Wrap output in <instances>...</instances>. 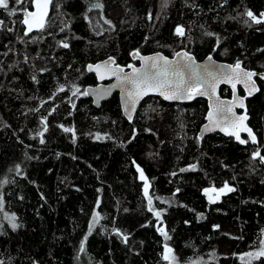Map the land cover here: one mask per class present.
Masks as SVG:
<instances>
[{
	"label": "trees",
	"instance_id": "trees-1",
	"mask_svg": "<svg viewBox=\"0 0 264 264\" xmlns=\"http://www.w3.org/2000/svg\"><path fill=\"white\" fill-rule=\"evenodd\" d=\"M94 2L54 0L49 26L29 36L22 15L0 10V262L167 264L139 165L180 264H248L251 258L240 256L264 239V163L251 159L257 149L264 155V80L258 76L260 92L248 101L258 143L245 145L221 134L197 139L208 111L202 99L182 105L149 97L129 123L118 94L97 108L81 93L97 84L88 65L110 57L128 65L137 50L171 57L185 49L198 60H239L264 73V23H245L247 11L264 13V0H168L167 7L163 0H98L103 9L85 20ZM10 7L24 5L10 0ZM178 25L183 38L174 35ZM220 93L231 96L227 87ZM225 182L236 191L210 203L204 189ZM94 212L100 219L89 235ZM251 264H264V257Z\"/></svg>",
	"mask_w": 264,
	"mask_h": 264
},
{
	"label": "snow or ice",
	"instance_id": "snow-or-ice-1",
	"mask_svg": "<svg viewBox=\"0 0 264 264\" xmlns=\"http://www.w3.org/2000/svg\"><path fill=\"white\" fill-rule=\"evenodd\" d=\"M16 6L24 5L23 8L20 7H10V0H0V10L7 12L9 16H16L17 14L22 15V19L19 21L20 24L24 26V35L29 36L33 31L43 32L49 26V21L51 19L49 15V8L53 5L54 0H14ZM168 0H163L162 7H167ZM28 5H30L31 10H29ZM57 10L59 9V4L56 5ZM103 4L98 2L89 3L86 10L84 19L89 20L87 15L88 12L93 10H102ZM245 15L248 20L245 23L251 21L252 24H262L264 23V13H261L258 17L252 11H247ZM103 19V17H101ZM152 19L151 14L148 17ZM63 23V21L61 22ZM104 23L108 24L110 27L111 21L104 19ZM5 22L0 20V27H3ZM69 25L65 24L64 27L60 28V31H64ZM251 26V25H249ZM11 31L12 29H8ZM174 35L177 37H185V29L183 26L178 25L174 29ZM208 36L214 35L213 33H207ZM59 45L63 48H69V44L65 41H59ZM133 59H139L141 67H136L134 64H128L127 67L131 69V72H125L124 68L120 65H116L112 68L111 65L115 64L113 58H109L108 61L103 62V68L106 72H111L112 75L116 77L117 83L113 84L112 88H120L125 96L124 99V111L131 121L132 113L135 112L137 104L145 96L149 94H157L164 100L169 101H180V100H192L197 96L207 95L212 101L209 104V111L206 116L207 124L203 126V132L219 131L224 132L226 135L234 137L240 144H247L249 141L251 143H258L256 135L253 130L246 124L247 109L245 105V100L248 96H251L254 91H259L256 86V81L254 77L259 76L260 79L264 80V73H257L255 71L246 70L242 67V62L237 60L234 65H228L229 71L224 72L220 67L216 65H205L200 66L196 64L195 59L188 52H176L175 56L178 57L175 62L168 59V57L163 56L160 53H156L153 56L141 55L139 50L131 53ZM27 59V58H26ZM208 60H212V56H208ZM102 65H88L87 70L89 72L96 71L100 79L104 76L101 74L100 69ZM35 80V77H33ZM221 83L230 84L232 88V99L228 101L221 100L218 95H216V89ZM237 85H241L246 95L241 97L238 95ZM75 89L72 91V96H76L80 89L73 86ZM111 89H102L99 95H106ZM59 91H65L64 86H60ZM81 95L87 96L89 92L87 90L83 91ZM215 97L213 101L212 98ZM75 107V105H73ZM237 108L243 109L242 113L236 111ZM42 123H46V118L42 120ZM65 133H72L73 138H75V130L73 128L64 127L61 125ZM44 131H47L45 127ZM246 132L248 139H243L241 133ZM43 132L39 133L42 137ZM102 137L97 134L96 139H101ZM197 139H202L198 137ZM40 143H44L41 139ZM251 159L253 161L259 160L264 163V155H261L259 149L252 153ZM19 165L16 166L17 174H19ZM193 170L195 165L190 166ZM137 172L140 174V179L144 181V196L147 199V211L152 212L157 220L158 226L157 232L163 237L165 243L163 244V261L167 264H179V258L175 255L174 249L167 243L171 240V236L168 234L166 227L163 226L162 221V211L157 210L153 206V198L149 194L150 183L148 178L145 176L143 169L136 165ZM186 169H181L185 171ZM12 171V170H10ZM2 183H8L7 180H3ZM236 191V189L225 182L221 188H206L204 189V194L209 197L210 203H215V199L210 193H214L217 196L221 194H227ZM159 199V198H157ZM99 204V202H98ZM3 198L0 196V212H3ZM5 218L9 220L11 227L13 229L17 228L18 225L14 222L15 216L8 217L5 213ZM100 219L99 213L94 212L92 220L89 223L90 235L94 224L98 223ZM218 227V226H216ZM117 235H121L119 230H115ZM124 242H127L128 237L123 236ZM87 241V235L83 238L79 246V252H85V243ZM245 257L251 258L248 264H251V260L260 259L264 257V239H260V247L254 252H247L240 256L243 261ZM2 264V262H0ZM192 264H197L193 261Z\"/></svg>",
	"mask_w": 264,
	"mask_h": 264
},
{
	"label": "water",
	"instance_id": "water-1",
	"mask_svg": "<svg viewBox=\"0 0 264 264\" xmlns=\"http://www.w3.org/2000/svg\"><path fill=\"white\" fill-rule=\"evenodd\" d=\"M188 52L187 50L185 49H181V50H178L177 52ZM156 53H160L162 54L163 56H166L164 53L162 52H155V53H152V54H147V55H144V54H141V55H144V56H153L155 55ZM194 59H195V62L196 64L200 65V66H205V65H209V64H212V65H216L218 67H220L224 72H227L229 71L228 69V65H234V64H231V63H227V62H221V61H218L216 60L212 55V60L209 61L208 60V56L203 59V60H198L192 53L188 52ZM168 57L169 60L175 62L177 59H179L178 57L175 56V54L173 56H166ZM114 59V58H113ZM131 59H132V62L129 63V64H134L136 67H141V61L139 59H133L132 55H131ZM109 58L105 59V60H102V61H99L95 64H90V65H96V64H101L102 67L100 69V72L101 74H103L104 78L103 79H100L99 76L97 75V72L96 71H92V72H89L91 74H94L95 77H96V80H97V84L95 86H89L87 87L85 90H87L89 92V95H87L88 98H90L92 100V103L95 107L99 108L102 103L104 102H107L108 100H110L115 94H118V98H119V103H120V107H121V111H122V115L124 116V118L129 122V123H132L134 121V118L141 106V104L144 102V100H146L147 98L149 97H158L160 99H162L164 102L166 103H169V104H191L193 103L194 101L198 100V99H202V100H205L207 102V107H208V111H209V104L212 102L210 101L209 97L207 95L205 96H197L195 99H192V100H180V101H169V100H164L162 97H160L159 95L157 94H149L147 96H145L142 100H140V102L137 104V107H136V110L135 112L132 113V119L131 121L128 119V116L127 114L125 113L124 111V99H125V96H124V93L123 91L120 89V88H112L111 86L113 84H116L117 83V80H116V77L114 75H112L111 72H106L103 68V62L105 61H108ZM115 60V59H114ZM116 65H120V64H117L116 60H115V64L111 65L112 68H115ZM121 67L124 68L125 72H131V69H129L127 67V65H120ZM242 67L243 64H242ZM88 68V67H87ZM245 68V67H244ZM246 69V68H245ZM248 70V69H246ZM249 71H253V70H249ZM257 72V71H255ZM258 73V72H257ZM253 79H255L256 81V86L257 88L259 89V91H254V93L251 95V96H248V98L245 100V105H246V109H247V117L248 119L246 120V124L248 125V127H250L249 125V120H250V116L248 114V101L253 98L255 95H257L259 92H260V84L258 82V76L257 77H254ZM222 87H227L230 92H231V96L230 97H227V98H224L221 96V88ZM102 89H111L110 92H108V94L106 95H99L98 93H100V91ZM237 89H238V95L243 97L246 95L245 93V90L244 88L241 86V85H237ZM216 95H218L220 97L221 100H224V101H228V100H231L232 99V88H231V85L230 84H226V83H221L217 89H216ZM212 100L214 101L215 100V97L212 98ZM207 111V113H208ZM236 111L238 113H242L244 110L243 109H240V108H237ZM207 113H206V116H207ZM206 116H205V122L204 124L201 126L199 132H198V135H197V138L198 137H201L202 136V139H198L200 141L204 140L206 137L212 135V134H221L223 135L224 137H227V138H231L233 139L236 143L240 144L234 137H231V136H228L226 135L224 132H221L219 131V129H217L216 131H210V132H203V126L205 124L208 123V121L206 120ZM251 128V127H250ZM252 129V128H251ZM253 130V129H252ZM254 132V131H253ZM255 134V133H254ZM256 135V134H255ZM241 137L243 139H248L247 137V133L246 132H242L241 133ZM257 138V136H256ZM241 145H245V144H241ZM261 152V151H260Z\"/></svg>",
	"mask_w": 264,
	"mask_h": 264
},
{
	"label": "rangeland",
	"instance_id": "rangeland-1",
	"mask_svg": "<svg viewBox=\"0 0 264 264\" xmlns=\"http://www.w3.org/2000/svg\"><path fill=\"white\" fill-rule=\"evenodd\" d=\"M49 10H50V8H49ZM141 180V179H140ZM142 181V180H141ZM143 182V185H144V181H142ZM143 190H144V186H143ZM210 195L213 197V199H215L216 197H217V195L216 194H214V193H210ZM0 219H1V216H0ZM180 264V263H179ZM188 264H192V262L191 263H188ZM197 264H199L198 262H197Z\"/></svg>",
	"mask_w": 264,
	"mask_h": 264
}]
</instances>
